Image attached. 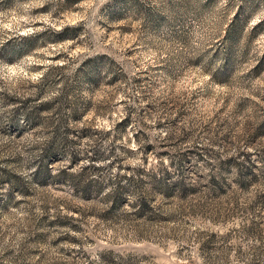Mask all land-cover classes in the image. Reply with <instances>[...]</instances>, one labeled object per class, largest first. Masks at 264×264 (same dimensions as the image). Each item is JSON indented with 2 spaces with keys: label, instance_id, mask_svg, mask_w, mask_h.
I'll list each match as a JSON object with an SVG mask.
<instances>
[{
  "label": "rangeland",
  "instance_id": "374dc122",
  "mask_svg": "<svg viewBox=\"0 0 264 264\" xmlns=\"http://www.w3.org/2000/svg\"><path fill=\"white\" fill-rule=\"evenodd\" d=\"M0 264H264V0H0Z\"/></svg>",
  "mask_w": 264,
  "mask_h": 264
}]
</instances>
